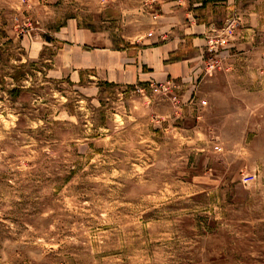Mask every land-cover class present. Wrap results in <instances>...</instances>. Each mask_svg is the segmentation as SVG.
Masks as SVG:
<instances>
[{
  "label": "rangeland",
  "instance_id": "374dc122",
  "mask_svg": "<svg viewBox=\"0 0 264 264\" xmlns=\"http://www.w3.org/2000/svg\"><path fill=\"white\" fill-rule=\"evenodd\" d=\"M0 264H264V0H0Z\"/></svg>",
  "mask_w": 264,
  "mask_h": 264
},
{
  "label": "crops",
  "instance_id": "0c3cea01",
  "mask_svg": "<svg viewBox=\"0 0 264 264\" xmlns=\"http://www.w3.org/2000/svg\"><path fill=\"white\" fill-rule=\"evenodd\" d=\"M194 42V44L196 45V42L195 41H193ZM171 44V43H170ZM167 46V45H166ZM169 46V45H168ZM182 46V45H181ZM180 43H176L175 44V48L174 49H172V50H168L167 52H166V58H169V54L170 53H172V52H175V51H177L180 47ZM164 48H165V46H163ZM158 50H160V49H154L153 51H156V52H158ZM137 55L138 54H136V55H134V56H131L130 54H128V59H130L129 60V63L131 62V66H129L130 67V69H132L133 71H135L134 73L137 75V76H140V75H142V73H144V68H143V66L142 65H140V63H138L137 62ZM121 56H126L125 54H121ZM125 65H126V63H125ZM125 67L126 66H123V71L125 72ZM132 71V72H133ZM126 73V72H125ZM139 73V74H138ZM135 74H133V75H131V77H133L132 78V80H134V81H139V80H141L140 78H141V76L140 77H137ZM121 80H123V79H121ZM120 80V81H121Z\"/></svg>",
  "mask_w": 264,
  "mask_h": 264
}]
</instances>
